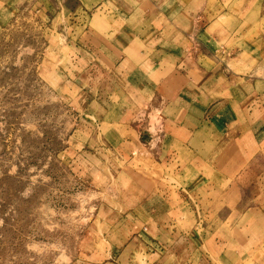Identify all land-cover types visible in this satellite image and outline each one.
<instances>
[{
    "label": "rangeland",
    "instance_id": "obj_1",
    "mask_svg": "<svg viewBox=\"0 0 264 264\" xmlns=\"http://www.w3.org/2000/svg\"><path fill=\"white\" fill-rule=\"evenodd\" d=\"M244 1L228 8L242 11ZM62 4L0 5V264H102L112 244L120 246V234L124 239L140 228L150 242L155 236L148 233V221L164 210L156 208V194L182 180L165 174L139 143L138 150H125L128 159L120 157V134L141 112L111 61L106 38L112 16L103 11L111 14L114 5L104 0V10L95 12L75 7L74 0ZM134 4L120 0V25L131 24ZM140 4V24H151ZM250 4L246 16H232L237 22L252 19L254 27L232 46L243 53L231 67L262 75L264 0ZM230 19L224 15L218 22ZM155 122L153 116L150 123ZM140 201L135 216L146 222L137 227L128 206ZM247 234L253 249L240 263L232 255L246 249L238 238L237 247L236 240H226L218 248L233 264H264V233L254 227ZM142 247L136 258L146 264Z\"/></svg>",
    "mask_w": 264,
    "mask_h": 264
},
{
    "label": "crops",
    "instance_id": "obj_2",
    "mask_svg": "<svg viewBox=\"0 0 264 264\" xmlns=\"http://www.w3.org/2000/svg\"><path fill=\"white\" fill-rule=\"evenodd\" d=\"M74 1L75 7L104 10V0H88V6ZM105 1L114 5L111 14L103 11L112 16L106 38L111 61L141 112L120 134V157L128 159L125 150H138L139 143L165 174L182 180L156 194V208L164 210L147 224L155 239L145 240L141 228L124 239L120 234V246L113 243L102 264H141L136 255L142 246L146 264H233L218 248L226 240H236V247L241 241L246 249L232 255L242 261L253 249L247 231L256 227L264 233V74L231 67L243 53L232 46L254 27L252 19L237 22L232 16H246L251 0L237 12L228 8L235 0H143L151 22L145 26L141 0H133L126 26L120 25V0ZM12 2L0 0V5ZM224 15L231 21L219 23ZM142 202L128 206L129 221L137 227L146 222L135 216ZM125 206L120 204V211Z\"/></svg>",
    "mask_w": 264,
    "mask_h": 264
}]
</instances>
